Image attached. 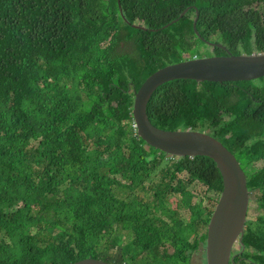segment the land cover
<instances>
[{
	"label": "trees",
	"instance_id": "1",
	"mask_svg": "<svg viewBox=\"0 0 264 264\" xmlns=\"http://www.w3.org/2000/svg\"><path fill=\"white\" fill-rule=\"evenodd\" d=\"M206 42L264 53V0H0V264H191L213 210L186 188L217 202L220 172L149 147L132 109L157 70L227 55ZM146 112L235 156L258 216L229 264H264V76L166 82Z\"/></svg>",
	"mask_w": 264,
	"mask_h": 264
},
{
	"label": "water",
	"instance_id": "2",
	"mask_svg": "<svg viewBox=\"0 0 264 264\" xmlns=\"http://www.w3.org/2000/svg\"><path fill=\"white\" fill-rule=\"evenodd\" d=\"M197 18L196 13L194 30ZM206 44L225 49L221 44ZM226 52L224 56L192 58L157 70L134 93L132 111L138 136L147 145L172 157H208L215 162L220 172L223 186L207 225L206 264H229L234 244L241 242L249 203L245 173L235 156L209 134L192 130L158 129L151 124L146 110L155 90L169 81L244 82L264 76V53L230 55ZM72 264L110 263L88 257Z\"/></svg>",
	"mask_w": 264,
	"mask_h": 264
},
{
	"label": "rangeland",
	"instance_id": "3",
	"mask_svg": "<svg viewBox=\"0 0 264 264\" xmlns=\"http://www.w3.org/2000/svg\"><path fill=\"white\" fill-rule=\"evenodd\" d=\"M209 47V46H208ZM212 48V47H211ZM211 48L207 49L209 52H211ZM205 51V48H201ZM166 163L167 160L165 162V165H163V171L164 169H166ZM160 175V170L157 171L155 177L157 178ZM179 178L185 180L186 179V175L185 174H181L178 176ZM154 178V181H156L157 179ZM186 190L188 192H191L194 196V201L197 202L199 201V199H203V207H206L207 209L210 210H214L215 206L217 204L216 202V197L212 194V193H205V187L202 186L201 184H199L198 182L192 183L191 185L187 186ZM259 193L258 192H251L249 193V199H252L251 202H249V209L247 211V220L253 221L256 219V217L258 216V213L255 210V204H253L254 202V197L258 196ZM182 217L184 218V220L188 219V213L184 212ZM127 240L123 241L124 245L126 243ZM236 247V246H235ZM237 249V247H236ZM173 250L171 248H167V253L170 254L172 253ZM191 264H204L205 263V254H204V250L203 248L200 246L198 251H196L195 253H193L191 259H190ZM127 263L128 264H132V262L130 260L127 259ZM156 264H162L161 262H157Z\"/></svg>",
	"mask_w": 264,
	"mask_h": 264
},
{
	"label": "clouds",
	"instance_id": "4",
	"mask_svg": "<svg viewBox=\"0 0 264 264\" xmlns=\"http://www.w3.org/2000/svg\"><path fill=\"white\" fill-rule=\"evenodd\" d=\"M189 7H187L186 9H184L183 10V14H185L186 12H188L189 11ZM196 11H195V16H194V18H193V21H194V19H195V17H196ZM198 14V13H197ZM198 19V18H197ZM224 47V46H223ZM225 50L226 51H228L226 48H225ZM229 52V51H228ZM230 53V52H229ZM257 53V52H256ZM242 55V54H241ZM196 58V57H195ZM184 61V60H183ZM182 62V61H181ZM176 64V63H175ZM170 82V81H169ZM197 82V81H196ZM198 83H202V82H198ZM225 83V82H224ZM138 91V90H137ZM136 92V91H135ZM132 111H133V109H132ZM133 115V114H132ZM133 122H134V119H133ZM134 127H135V129H136V132H137V128H136V126H135V123H134ZM157 128V127H156ZM159 129V128H158ZM162 130V129H161ZM188 130H190V129H188ZM165 131H169V130H165ZM176 131V130H175ZM180 131H183V130H180ZM137 135H138V133H137ZM139 137V136H138ZM149 146V145H148ZM149 147H151V146H149ZM155 149V148H154ZM157 150V149H156ZM169 156V155H168ZM172 157V156H171ZM184 174V173H183ZM181 175V174H180ZM186 175V174H185ZM249 192V191H248ZM249 202H250V200H249ZM248 209H249V203H248ZM248 209H247V211H248ZM246 221H247V215H246ZM245 224H246V222H245ZM244 231H245V225H244ZM242 240V239H241ZM236 244V243H235ZM237 244H239V242L237 243ZM201 246V245H200ZM202 248H203V250H204V254H205V246L203 247V246H201ZM234 247V246H233ZM198 251V250H197ZM196 252V251H195ZM194 252V253H195ZM193 255V254H192ZM192 257V256H191ZM231 258H232V252H231ZM128 260H130V259H128ZM107 263H109V262H107ZM110 264H112V263H110ZM123 264H128L127 263V258H126V262H123ZM133 264V263H132ZM205 264H206V258H205Z\"/></svg>",
	"mask_w": 264,
	"mask_h": 264
}]
</instances>
